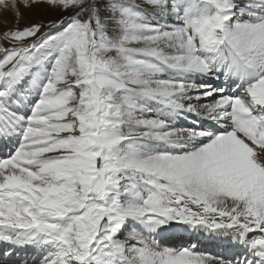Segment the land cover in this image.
<instances>
[{
    "label": "snow or ice",
    "instance_id": "6c2138e0",
    "mask_svg": "<svg viewBox=\"0 0 264 264\" xmlns=\"http://www.w3.org/2000/svg\"><path fill=\"white\" fill-rule=\"evenodd\" d=\"M0 146L2 264H264V0H0Z\"/></svg>",
    "mask_w": 264,
    "mask_h": 264
},
{
    "label": "bare ground",
    "instance_id": "6f19581e",
    "mask_svg": "<svg viewBox=\"0 0 264 264\" xmlns=\"http://www.w3.org/2000/svg\"><path fill=\"white\" fill-rule=\"evenodd\" d=\"M22 11L24 12V15L20 21L21 26L33 20H37V19L47 20L48 19L47 13L49 11H44V10H39V9H33V10L22 9ZM8 22L9 24H11L10 15L8 16ZM201 102L203 103L204 101H201ZM193 119L194 118L178 119L177 126L189 127L191 126ZM2 149L3 147L0 146V155H3L6 152V151L4 152ZM194 242L197 243L199 250L210 253L212 255H217V254L219 255V254H226L227 246L230 243V237H217V236H211L208 234H202V235L198 234V238H195ZM7 247L5 246L3 242H0V253H2L3 250L6 249ZM18 253L21 257L27 258L29 261V264H32L33 259H35L38 255L31 248L18 249ZM0 264H2V261H0ZM9 264H20V262L16 259H13L12 261L9 262Z\"/></svg>",
    "mask_w": 264,
    "mask_h": 264
},
{
    "label": "rangeland",
    "instance_id": "374dc122",
    "mask_svg": "<svg viewBox=\"0 0 264 264\" xmlns=\"http://www.w3.org/2000/svg\"><path fill=\"white\" fill-rule=\"evenodd\" d=\"M58 15H59V13H57V12H52V11H49L48 13H47V17H48V19H54V18H57L58 17ZM3 151H5L6 149H2ZM188 241H187V239L185 240V243H187ZM192 242H193V240H192ZM218 255V254H217Z\"/></svg>",
    "mask_w": 264,
    "mask_h": 264
}]
</instances>
